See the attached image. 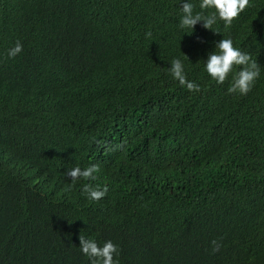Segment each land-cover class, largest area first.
I'll return each mask as SVG.
<instances>
[{"label": "trees", "instance_id": "16d2710c", "mask_svg": "<svg viewBox=\"0 0 264 264\" xmlns=\"http://www.w3.org/2000/svg\"><path fill=\"white\" fill-rule=\"evenodd\" d=\"M180 2L0 0V264H90L80 235L151 262L162 232L175 245L165 264H264V0L220 34L178 30ZM228 37L261 66L246 96L203 70ZM174 57L200 92L168 74ZM90 164L95 180L66 176ZM89 183L107 195L88 200ZM192 187L217 209L165 211Z\"/></svg>", "mask_w": 264, "mask_h": 264}, {"label": "clouds", "instance_id": "9594fccd", "mask_svg": "<svg viewBox=\"0 0 264 264\" xmlns=\"http://www.w3.org/2000/svg\"><path fill=\"white\" fill-rule=\"evenodd\" d=\"M198 6L200 11H195L196 5L193 3V0H181L180 15L177 23L178 30L185 34H188V31L191 30V34H193L195 26L202 22L203 28L220 34L214 27L218 24V21H222L225 28L230 27L232 22L246 8L250 7V0H199ZM22 51L23 44L17 41L14 47L8 49L7 54L9 58H15ZM169 63L168 74L173 80L177 81L179 85L185 87L189 92H200L201 86L188 79L186 66L182 57H174ZM203 70L218 85L224 84L231 77L227 92L241 96H246L253 89L256 81L262 74L261 66L257 61L252 58L249 52L235 45L231 37L222 38L215 42L214 49L208 52L207 59L204 60ZM99 171L100 168L97 164H90L86 167L76 166L68 169L66 176L70 177L73 181L80 178L95 180L96 174ZM185 189H179L177 193H174L175 196L170 202H167V200L161 202L165 211H169L172 216H175L178 210H182L181 215L184 218L193 219V217L202 215L208 208L217 209L213 202V196H211L213 194L202 191V187ZM108 191L107 185L101 187L89 183L82 186V194L90 201L101 200L107 195ZM169 218H171V215L167 216V219ZM139 238L141 240L145 239L142 234H137L135 237L127 240L133 242ZM79 241V250L88 258L90 264H165L175 251V245L173 243L170 244L169 238L163 232L159 240L151 242L152 246H158L162 250L160 258L151 262L144 260L141 256H128L120 260V248L111 240L100 244L95 238L80 235ZM212 245L213 253L220 251V243L213 240ZM177 247H179L182 255L185 257L188 250L187 241L177 244ZM187 255L192 260L197 259L194 254L188 253ZM167 264L176 263L172 261Z\"/></svg>", "mask_w": 264, "mask_h": 264}]
</instances>
